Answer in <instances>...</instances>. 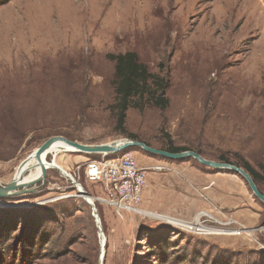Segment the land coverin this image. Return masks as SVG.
Masks as SVG:
<instances>
[{
    "label": "rangeland",
    "instance_id": "obj_1",
    "mask_svg": "<svg viewBox=\"0 0 264 264\" xmlns=\"http://www.w3.org/2000/svg\"><path fill=\"white\" fill-rule=\"evenodd\" d=\"M263 16L264 0H0V186L52 136L91 145L132 133L212 160L240 154L261 170ZM203 34L216 41L205 73L197 72ZM128 51L167 79L169 105L135 100L125 133L108 56ZM127 150L140 165L165 166L147 173L141 211L120 214L106 188L86 179L84 164L101 154L60 153L94 198L105 241L72 180L49 168L32 193L0 197V264H264V202L239 173ZM198 224L238 234H205Z\"/></svg>",
    "mask_w": 264,
    "mask_h": 264
},
{
    "label": "trees",
    "instance_id": "obj_2",
    "mask_svg": "<svg viewBox=\"0 0 264 264\" xmlns=\"http://www.w3.org/2000/svg\"><path fill=\"white\" fill-rule=\"evenodd\" d=\"M108 57L115 62L113 83L117 99L115 106L117 127L123 132L128 133L125 128L127 112L131 107H134L135 100L139 103L144 101L159 108L168 107L169 98L166 96L168 82L164 77L152 73L148 66L140 61L136 52L128 51L125 53L109 54ZM128 135L130 138L138 139L132 133H128ZM146 144L149 145L148 143ZM160 149L173 153L191 150L184 146H175L171 140H168L167 145ZM195 152L202 155L198 150ZM237 155L240 158V162H232L225 156H221L219 161L228 162L244 168L252 176L259 191L264 194V191L259 186L264 180V166L261 167V170H258L248 160L240 156V154Z\"/></svg>",
    "mask_w": 264,
    "mask_h": 264
},
{
    "label": "water",
    "instance_id": "obj_3",
    "mask_svg": "<svg viewBox=\"0 0 264 264\" xmlns=\"http://www.w3.org/2000/svg\"><path fill=\"white\" fill-rule=\"evenodd\" d=\"M57 140H63L65 143H67L69 146L75 149L76 152H84V153H99V154H114L120 151L127 150L130 147H139L143 150L153 153L155 155H160L166 158L170 159H187V158H194L198 162H200L203 165L213 167L216 169H230L232 171H235L239 173L248 183L252 193L262 202H264V194L261 193L254 182L252 176L247 172L244 168L238 167L236 165H233L228 162L218 161V160H212L205 158L203 155L199 154L198 152H195L193 150H186L181 152H169L166 150H162L160 148H155L152 146L147 145L143 141L139 140H133L130 138H121L117 140H113L106 143H99V144H84L81 142L73 141L70 139H67L63 136H52L48 138L46 141H44L37 149H35L31 154H29L17 167L16 173L14 174L13 179L10 181V183L0 186V197H9V196H15V195H21V194H28L32 193L34 189L36 188L37 184L41 181H44L48 166L43 162L42 156L45 153H48V150L50 147L57 141ZM31 158H38V160L41 163L42 167V175L41 178L36 180L32 183L22 184L21 178L23 177V174L26 172V166L29 163V160ZM69 179L72 180L73 184L75 185L78 195L82 196L85 201H87L91 207H92V215L95 218V221L97 223L98 229H99V235L102 240L105 241L104 233L101 227V220L100 216L97 214L96 205L94 202H89L86 197L90 196L89 193L84 189H79L77 184L78 183L72 176H69ZM33 184V185H32ZM100 264L102 263V260L100 261Z\"/></svg>",
    "mask_w": 264,
    "mask_h": 264
},
{
    "label": "built area",
    "instance_id": "obj_4",
    "mask_svg": "<svg viewBox=\"0 0 264 264\" xmlns=\"http://www.w3.org/2000/svg\"><path fill=\"white\" fill-rule=\"evenodd\" d=\"M101 155L100 159L89 160L84 164L86 179L106 188L109 203L120 214L141 211L140 205L149 186L147 173L151 168L163 170L165 166L140 165L134 150ZM244 231L247 232L245 227L239 229L240 234ZM260 231L264 233V226Z\"/></svg>",
    "mask_w": 264,
    "mask_h": 264
},
{
    "label": "bare ground",
    "instance_id": "obj_5",
    "mask_svg": "<svg viewBox=\"0 0 264 264\" xmlns=\"http://www.w3.org/2000/svg\"><path fill=\"white\" fill-rule=\"evenodd\" d=\"M261 22H262V20H261ZM206 32L207 31H203V33H206ZM204 36L205 35L203 34L202 37H200V40L196 43L199 46H203L202 47L203 48L202 50L205 53H207V55H204V58L201 61V63L198 65V69H197V72H199L201 70L203 73L207 72L208 69L210 70L213 67L212 66L211 68H209V63H207V61L210 60V59L206 60L205 58H207V57L210 56L209 55L210 53H209L208 50H210L212 48V46L215 44V42H216L214 40V38L205 39ZM218 43H220V42H218ZM207 46H210V47H207ZM211 52H213V51L211 50ZM213 55H214V53H213ZM212 62H213V60H212ZM72 151L74 152L75 149L72 148L71 146H69L63 140H57L50 147V149L48 150V153H45L42 156V160L48 166V169L49 168H58L59 170H61L64 173V175H67L68 177L69 176L71 177L72 175L67 172V170L64 168V164L59 161L58 157H59V154L60 153H66V152H72ZM50 153H52L53 155H55L52 160H49L48 159V156L50 155ZM41 175H42V167H41L40 161L38 160V158H31L29 160V163L26 166V172L23 174V177L21 178V181L20 182L22 184H27V183L30 184V183L35 182L36 180L40 179L41 178ZM77 185H78V188L79 189H84L81 184H77ZM86 199L89 202H94L95 201L94 198L91 197V196H87ZM141 214L152 215L155 218H160L161 217V218H163V219H165L167 221H171V222H174V223L181 221V220H177L175 218H171L170 216H167V215H164V214H160V213H156V212H144V213L141 212ZM180 223H182L184 225H187L189 228L191 227L190 226L191 224H187L186 222H180ZM192 228L195 229V227H192ZM196 228H199V231H202L205 234H233V235L238 234V233L231 232V231L229 232V230H226V229L206 227V226H201L199 224L196 225Z\"/></svg>",
    "mask_w": 264,
    "mask_h": 264
},
{
    "label": "crops",
    "instance_id": "obj_6",
    "mask_svg": "<svg viewBox=\"0 0 264 264\" xmlns=\"http://www.w3.org/2000/svg\"><path fill=\"white\" fill-rule=\"evenodd\" d=\"M231 206V205H230ZM239 211V213H238V215H239V217L240 218H243L244 216H247L246 214V212H245V210L244 209H240V210H237V212Z\"/></svg>",
    "mask_w": 264,
    "mask_h": 264
}]
</instances>
